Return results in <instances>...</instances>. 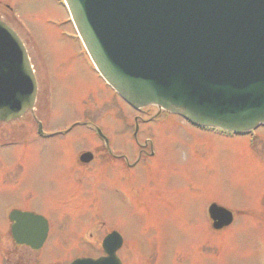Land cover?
I'll return each instance as SVG.
<instances>
[{"label":"rangeland","instance_id":"1","mask_svg":"<svg viewBox=\"0 0 264 264\" xmlns=\"http://www.w3.org/2000/svg\"><path fill=\"white\" fill-rule=\"evenodd\" d=\"M68 18L61 0H0V20L19 35L37 71L38 118L55 132L79 122L67 137L47 141L35 139L29 114L0 123V264L92 258L102 254L101 239L110 229L126 242L119 253L124 264H259L264 129L251 147L247 138L200 132L165 113L156 123L141 125L139 142L152 137L153 159L143 157L127 171L101 158L84 123L100 126L117 152L132 156L138 149L130 141L132 122L146 111L130 110L95 77ZM155 114L153 109L143 118ZM28 136L33 139L13 146ZM79 151L96 157L85 171L74 164ZM118 188L125 191V202ZM210 202L234 213L230 228L213 232ZM12 205L48 220L50 234L39 251L15 245L6 233L3 219Z\"/></svg>","mask_w":264,"mask_h":264},{"label":"water","instance_id":"2","mask_svg":"<svg viewBox=\"0 0 264 264\" xmlns=\"http://www.w3.org/2000/svg\"><path fill=\"white\" fill-rule=\"evenodd\" d=\"M65 1L100 72L133 107L154 105L193 124L237 134L264 125V0ZM9 58L20 61L26 82L21 88L31 89L16 103L2 88L0 100L7 103L0 120L30 107L35 91L22 44L0 22V59ZM213 214L218 227L231 221L225 210L213 208ZM11 219L40 220L18 212ZM25 229H18L16 241L40 248L46 228L28 237ZM117 240L106 239L104 248L113 251L108 258L72 264H119L111 249Z\"/></svg>","mask_w":264,"mask_h":264},{"label":"flooded vegetation","instance_id":"3","mask_svg":"<svg viewBox=\"0 0 264 264\" xmlns=\"http://www.w3.org/2000/svg\"><path fill=\"white\" fill-rule=\"evenodd\" d=\"M135 122H136V120H135ZM149 121H146V120H141V123H137L138 125H139V132H138V135H137V137H136V145H137V147H138V149H137V154H138V158H137V160H136V162H137V166L138 165H140V163L143 161V157L144 158H148V160L150 161L151 159H153L154 157H155V153H156V151H155V144H154V141H153V139H152V137H151V139L150 138H145L144 139V142H143V144H141L139 141H138V139H142L141 138V136H140V133H141V131L143 130V128L141 127V125H145V124H147ZM150 123H152V122H149V124ZM129 139V138H128ZM110 143H111V139H110ZM111 146H113L112 145V143H111ZM113 148V147H112ZM147 149V151H145ZM124 155H126V154H124ZM118 156H121V157H124V156H122L121 154H118L117 156H115V154L114 155H110L107 159H109L110 161H112V160H119V159H117V158H121V157H118ZM133 156V155H132ZM129 157V156H128ZM151 158V159H150ZM148 160L146 159L145 161H146V163L145 164H147L148 163ZM118 165V164H117ZM144 165V164H143ZM142 165V166H143ZM122 169L124 168V170H129V169H127L125 166H123V163H122V165H119ZM128 166V165H127ZM23 211H28V210H23ZM32 212V211H31ZM40 214V213H39ZM125 244H126V242H125V240H123V244H122V248H121V251L124 249V247H125ZM120 252V251H119Z\"/></svg>","mask_w":264,"mask_h":264}]
</instances>
